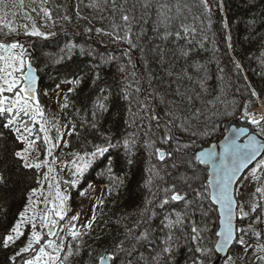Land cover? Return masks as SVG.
I'll list each match as a JSON object with an SVG mask.
<instances>
[{
    "label": "trees",
    "instance_id": "1",
    "mask_svg": "<svg viewBox=\"0 0 264 264\" xmlns=\"http://www.w3.org/2000/svg\"><path fill=\"white\" fill-rule=\"evenodd\" d=\"M94 3L96 0H48L43 6L52 10L51 19H42V14L38 16L39 7L32 0H24L23 8L19 0H5L7 7L0 5V18L11 23L12 27L28 23L31 31L34 21L40 31L51 33L46 37L21 34L12 38L20 40L31 53L33 64L41 76L40 89L37 91L41 103L46 102L45 96L60 87L65 88L56 118L59 124L76 126L75 135L67 137L66 131L60 134H63L64 139H69L71 151L92 152L93 145L102 144V140L96 138L99 133L94 135L91 129L85 131L81 126L90 118L92 105L89 98L100 95L98 88L120 94L127 87L132 72H135L141 87L137 98L148 100L154 113L162 120L170 109L167 103L161 102V98L165 101L175 99L178 89L180 93L193 97L186 110L177 113L188 121L191 131H208L215 125V130L208 131L207 135L191 136L190 132H177L181 142L190 143L193 151H199L221 138L232 124L248 125L259 131L250 125L243 109L246 106L249 112L258 104V98L264 99V0H224L223 10L215 7L216 0H212L214 7L207 13L208 19L200 16L199 10L193 9V14L199 19L186 22L197 28L193 33L194 39L189 37L191 44L183 38H164L163 32L157 31L153 13H148L142 21L137 13V20L132 25L133 42L137 47L131 49L126 40L114 42L94 30H87L102 28L111 31V17L100 8L93 7ZM33 7L37 8V12H31ZM24 11L30 12L32 21L21 18L20 14ZM65 16L71 19L66 20ZM102 16L105 18L101 19ZM115 23L119 24L120 21L117 19ZM157 46L164 50L163 59L157 55ZM188 49H191L189 55L182 56L181 50ZM109 57L116 59L109 63ZM236 62L241 65L239 70L235 67ZM120 65L126 66L125 74L119 72ZM97 73L100 79L93 85ZM69 80L73 82L68 83ZM76 80L81 83L76 84ZM249 87L255 89L258 96H252ZM70 88L72 92H69ZM128 108L129 105L123 100L110 105L111 110L101 121L103 127L100 132L109 129L119 136L126 130L128 135L135 132L139 136L140 132L136 131L132 122L137 114L136 100L132 101L131 112ZM5 138L10 147L15 146L10 139ZM3 146V141H0V148ZM156 147L162 145L157 143ZM137 152L140 161L129 167L125 164L124 150L112 149L87 174V177L108 186V196L91 229L78 241H68L74 249L79 247V254L69 257L66 264H98L101 256L113 253L119 257L116 264H168L162 252L167 229L161 225L166 223V216L175 219L176 213L189 210L183 203L175 201L164 208L159 206L156 201L164 199L165 194L160 189L168 186V177L161 172L163 180L153 179V183L148 184V169L153 165L159 169L161 164L152 155L153 149L144 148L139 140L137 147L133 148V153ZM11 165V159L6 160L0 151V171H4L9 178L6 184L0 186V235L5 234L18 211L22 210L28 186H36L31 170H25L27 175H23L19 169L9 170ZM200 168L202 171L199 175L203 178V169L208 167L200 165ZM35 171L39 179L41 173ZM117 178L123 180L122 185H118ZM152 193H155V198ZM149 200H153V203L149 204ZM189 214L202 230L200 235L203 239L199 245L211 250L206 256H201L205 264H209L216 256L217 208L211 201H206L201 208L194 210V214ZM259 214L261 209L251 214L250 220L239 219L238 229L246 227ZM144 219L152 226V236L137 240L134 237L143 229L135 228L134 225ZM128 229H132V232H128ZM181 231L184 239L179 242L174 264H185L186 260H190L188 249L197 244V241L190 240L189 230ZM254 231L260 232V237L249 231L243 236L246 244H264V224H255ZM173 232L180 235L176 229ZM121 243L123 247H117ZM10 255V250L0 247V264H7ZM260 255L264 256V252ZM255 257L256 253L252 249L246 250L237 240L222 264H264V261H258Z\"/></svg>",
    "mask_w": 264,
    "mask_h": 264
},
{
    "label": "snow or ice",
    "instance_id": "2",
    "mask_svg": "<svg viewBox=\"0 0 264 264\" xmlns=\"http://www.w3.org/2000/svg\"><path fill=\"white\" fill-rule=\"evenodd\" d=\"M32 2L39 7L38 16L42 14V19H51L52 10L43 6L48 0H32ZM19 4L23 8L24 0H19ZM0 5L7 7L5 0H0ZM92 6L100 8L103 13L111 17V31H105L102 28L87 30L89 32L94 30L114 42L126 40L130 49L137 47L133 42L132 33V25L137 20V13L140 14L141 21L148 13H153L157 31L163 32L164 38L167 36L183 38L191 44L189 37L194 39L193 33L197 31V28L186 22L189 19L194 22L199 19L193 14V9L199 10L200 16L208 19L207 13L211 12L214 7L212 0H96ZM215 7L223 10L224 0H216ZM31 12H37V8L33 7ZM77 12H79L78 7ZM20 15L22 19L33 20L28 11ZM104 18V16L101 17V19ZM64 19L71 18L65 16ZM117 19L120 21L119 24L115 23ZM203 22V20L200 21L201 24ZM225 28H227V23H225ZM21 34L29 37L51 35V33L40 31L34 21L29 31L28 23L19 24L14 28L11 23L0 18V141L4 144L0 151L4 153L6 160L11 159L12 161L9 170L19 169V173L23 175H27L25 170H31L32 180L36 185L35 187L29 185L26 189V202L5 234L0 235V247L12 252V255L7 257V264H66L69 257L79 254V247L76 246L74 249L73 244L68 241H78L83 233L76 229L75 223H71L70 228L60 227L67 215L66 204L70 197L60 189L58 181L54 183L49 177L48 173L53 170L49 160L32 162L36 158L32 157L31 150L37 140L42 139L46 156H52L53 149L59 147L60 144L51 142L47 134L43 138L39 135L41 132L46 133L47 129L43 123H39L37 127L36 117L43 118L44 113L37 94V76L34 74L31 53L20 40L12 38ZM190 51L191 49L181 50V55L188 56ZM156 52L163 59L164 50L157 46ZM124 55L126 56L127 53ZM115 59L116 57H109L107 62L110 63ZM125 67V65L119 66L118 70L121 74H125ZM235 67L239 70L241 65L236 62ZM125 78L128 79L127 76ZM99 79L100 76L97 73L93 78V85ZM75 83L80 84L81 81L76 80ZM72 91L73 89L70 88L69 92ZM249 91L252 96H258L255 89L249 87ZM97 92L100 95L89 98V103L92 105L90 118L81 126L85 128V131L91 129L94 135L99 133L96 138L101 139L102 144L93 145L91 153L75 154L73 176L76 179L65 183L70 186L77 184L78 178L88 170L92 162L98 156H105L112 149H123L125 164L129 167L133 166L140 161L139 152L133 153V148L137 147L139 140L144 148L153 149L152 155L161 164L159 169L155 165L148 169L147 183L152 184L153 179L163 180L164 176L161 172L168 177V186L160 189L165 197L156 202L161 208L172 201L181 202L189 210L185 213H176L175 219L170 215L166 216L164 218L166 223L161 225L167 229L162 252L168 264H174L179 242L184 239L182 229L190 231L191 241H197L194 248L188 249L191 258L186 260L185 264H205L201 256H206L211 250L199 245V241L203 239L200 235L202 230L196 226V222L189 213L194 214V210L201 208L206 201H214L224 213L223 227L216 233L217 236L223 238L218 244L220 250L223 251L229 242L238 240L246 250L252 249L256 253L255 258L258 261H264V256L260 255L264 252V244H246L243 238L249 231L259 238L261 233L254 231V225L264 224V115L257 118L249 113L245 106L243 114L251 126L259 129L258 132L254 129L239 128L225 140L223 152L219 154L215 148L193 151L190 143L181 142L177 132H190L191 136H198L207 135L208 131L215 130V125H213L208 131L199 133L191 131L188 121L177 114L186 110L193 97L182 94L177 89L175 99L165 101L161 98V102L167 103L170 109L165 112V118L162 120L154 113L148 100L137 98L141 93V87L135 72H132L127 87L120 94L110 93L105 88H98ZM121 100L129 105V112H131L132 101L136 100L137 114L134 115L132 122L136 126V131L140 132L139 136L135 132L128 135L126 130L119 136L109 129L100 132L103 127L101 121L111 110L110 105L117 104ZM68 134H77L75 125ZM241 135L246 136L243 142H240ZM5 137L10 139L15 146L10 147ZM58 140L60 143H65L62 135L58 137ZM157 143L162 147H156ZM200 165L209 166L203 169L205 172L203 178L199 175L202 171ZM45 167L48 168V172H42L38 179L35 170ZM242 170H246L250 178L258 185L252 193L254 203L251 205L250 212L244 210V206L239 203L232 191L234 180ZM108 171L111 172V168ZM8 179L4 171H0V186L6 184ZM117 180L118 185L123 184V180L119 178ZM152 195L155 198V193ZM148 203H153V200H149ZM258 209H261V214L256 215L254 221L244 228L234 229L232 223L234 215L238 213L241 221L250 220L251 214L257 213ZM78 219V216L70 217L72 222ZM94 220L95 215H93ZM93 221H89L83 227L91 229ZM134 227L143 229L139 235L134 237L135 239H148L152 236V226L147 219L138 222ZM173 229L180 232V235L177 236ZM128 232L131 233L132 229H128ZM117 247H123V244ZM99 259L101 264H109L110 261L111 264H116L119 257L113 253L101 256ZM228 259L231 261L232 258Z\"/></svg>",
    "mask_w": 264,
    "mask_h": 264
},
{
    "label": "rangeland",
    "instance_id": "3",
    "mask_svg": "<svg viewBox=\"0 0 264 264\" xmlns=\"http://www.w3.org/2000/svg\"><path fill=\"white\" fill-rule=\"evenodd\" d=\"M69 82H73V80H69L68 83ZM64 90V87H60L57 91L50 93L49 95H47V97L45 96L46 102L44 103H41V98L38 95L44 115L43 118L39 116L36 117L37 127L39 123H43L45 125V128L47 129L46 133H39L41 138H43V136L47 134L49 135V140L51 142L58 143L60 144V146L53 149L52 156H46L43 151L45 145L44 143L40 142L42 139L37 140L35 142V145L33 146V149L31 150V155L33 158H36L32 160L33 163L38 162V160H49V163L53 169L48 173L49 177L53 179L54 183L58 181L60 189L70 197L66 204L67 215L64 221L61 222L60 227L70 228L71 223H75L76 229L84 234L88 229L83 226L86 225L89 221H93V215H95L96 220L100 207H102L108 196L107 185L98 183L92 177H87V174L92 169L93 165L97 161H100L104 156H98L92 162L88 170L78 178L77 184L70 186L69 184L65 183L66 181L76 179V177L73 176V172L75 171V165L73 161L76 160L75 154L77 153L70 150L68 138L67 140L64 139L66 140V144L60 143V141L58 140V137L62 132L64 134V131L67 132L68 137V133L72 128L71 125L66 123L59 124L56 118V115L64 99ZM262 102V107H264V99H262ZM258 106L259 104H257L253 109ZM25 147H27V145H25ZM79 154L83 155L84 153ZM77 163H79V161H77ZM37 170L39 173L48 172L47 167ZM257 186L258 185L256 181L250 178L248 172L245 173L238 184L237 197L240 204L244 206L245 211L250 212L251 205L253 204L252 193ZM33 199H35V197H33ZM71 216H78L79 219L75 222H72L70 221ZM94 221L92 222V224L94 223ZM61 235H64V233H61Z\"/></svg>",
    "mask_w": 264,
    "mask_h": 264
},
{
    "label": "water",
    "instance_id": "4",
    "mask_svg": "<svg viewBox=\"0 0 264 264\" xmlns=\"http://www.w3.org/2000/svg\"><path fill=\"white\" fill-rule=\"evenodd\" d=\"M34 67V74L37 76V81H36V89L37 91L40 89V83H41V76L39 75V72L37 70V68L35 67V65L33 64ZM239 128H245V129H252L250 126L248 125H238V124H232L230 126V128L228 129V131L226 133H224V135L219 138V139H215V141H213L210 145L200 149L201 150H205V149H211V148H215L216 152L222 153L223 152V144L225 142V140L229 137L232 136V134L234 132H236ZM260 138V137H258ZM246 139L245 135H241L240 137V142H243ZM209 167V166H207ZM247 171L246 170H242L240 173L237 174L236 179L234 180L233 183V187H232V191L233 194L235 195V197L237 198V200L239 201L238 197H237V187L239 182L241 181V179L243 178V176L245 175ZM210 174V172H209ZM212 204L217 208L218 211V216H219V222H218V229H217V233L220 231V229L223 227V219H224V213L221 210L220 206L215 204L214 201H211ZM235 210V209H234ZM238 220H239V214L237 213L236 215L233 216V227L234 229H238ZM236 235V233L234 232V236ZM222 237L217 236V240L215 242V251H216V256L213 258V260L209 263V264H222L224 262V260L229 256L233 246L235 245L237 240L231 241L229 242V244L227 246H225L224 250L221 251L220 248L218 247V244L222 241ZM109 255V254H107ZM101 264V261L98 263ZM109 264H111V261L109 262Z\"/></svg>",
    "mask_w": 264,
    "mask_h": 264
},
{
    "label": "built area",
    "instance_id": "5",
    "mask_svg": "<svg viewBox=\"0 0 264 264\" xmlns=\"http://www.w3.org/2000/svg\"><path fill=\"white\" fill-rule=\"evenodd\" d=\"M259 103H260V107H258L256 109L252 110L251 112H249V113L255 115L257 118L262 116L261 109H260L262 107V102L259 100Z\"/></svg>",
    "mask_w": 264,
    "mask_h": 264
},
{
    "label": "bare ground",
    "instance_id": "6",
    "mask_svg": "<svg viewBox=\"0 0 264 264\" xmlns=\"http://www.w3.org/2000/svg\"><path fill=\"white\" fill-rule=\"evenodd\" d=\"M261 113H262V115H263V113H264V110L263 109H261ZM239 227V226H238Z\"/></svg>",
    "mask_w": 264,
    "mask_h": 264
}]
</instances>
